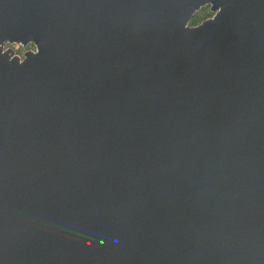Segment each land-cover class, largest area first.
I'll list each match as a JSON object with an SVG mask.
<instances>
[{
    "label": "water",
    "instance_id": "water-1",
    "mask_svg": "<svg viewBox=\"0 0 264 264\" xmlns=\"http://www.w3.org/2000/svg\"><path fill=\"white\" fill-rule=\"evenodd\" d=\"M0 264H264V0H0Z\"/></svg>",
    "mask_w": 264,
    "mask_h": 264
},
{
    "label": "trees",
    "instance_id": "trees-1",
    "mask_svg": "<svg viewBox=\"0 0 264 264\" xmlns=\"http://www.w3.org/2000/svg\"><path fill=\"white\" fill-rule=\"evenodd\" d=\"M213 16V14L210 11V6H206L204 8H202L200 11H198L192 18L191 22H190V26H196L199 25L200 23H202L203 21H205L206 19H209ZM8 47H11L10 45H8ZM33 48H35L32 45Z\"/></svg>",
    "mask_w": 264,
    "mask_h": 264
},
{
    "label": "rangeland",
    "instance_id": "rangeland-1",
    "mask_svg": "<svg viewBox=\"0 0 264 264\" xmlns=\"http://www.w3.org/2000/svg\"><path fill=\"white\" fill-rule=\"evenodd\" d=\"M211 11V10H210ZM212 13V12H211ZM213 15H214V13H212ZM11 46V48H13V49H15V50H17V51H19L20 53H23V55H24V53L26 52V51H34L35 50V48H33L32 47V45H30V44H28L27 46H21V45H18V44H15V45H10Z\"/></svg>",
    "mask_w": 264,
    "mask_h": 264
},
{
    "label": "flooded vegetation",
    "instance_id": "flooded-vegetation-1",
    "mask_svg": "<svg viewBox=\"0 0 264 264\" xmlns=\"http://www.w3.org/2000/svg\"><path fill=\"white\" fill-rule=\"evenodd\" d=\"M17 53L16 54H18L21 58H23V53H20L19 51H17V50H15ZM27 52V51H26ZM25 54V53H24Z\"/></svg>",
    "mask_w": 264,
    "mask_h": 264
}]
</instances>
